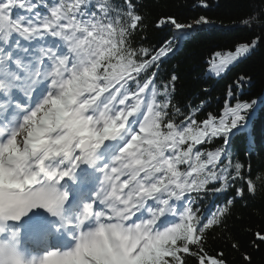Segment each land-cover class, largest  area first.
I'll return each mask as SVG.
<instances>
[{
  "label": "snow or ice",
  "instance_id": "1",
  "mask_svg": "<svg viewBox=\"0 0 264 264\" xmlns=\"http://www.w3.org/2000/svg\"><path fill=\"white\" fill-rule=\"evenodd\" d=\"M141 7L0 0V264H228L206 251L217 228L240 250L227 220L237 199L264 192V90L253 96L240 73L222 100L209 88L178 100V76L161 67L210 21L158 17L154 27L174 33L154 44ZM240 23L249 37L213 53L206 78L264 46V0ZM258 142L253 169L237 154L251 157ZM248 246L264 247V231Z\"/></svg>",
  "mask_w": 264,
  "mask_h": 264
},
{
  "label": "trees",
  "instance_id": "2",
  "mask_svg": "<svg viewBox=\"0 0 264 264\" xmlns=\"http://www.w3.org/2000/svg\"><path fill=\"white\" fill-rule=\"evenodd\" d=\"M259 0H257V3ZM207 7L201 5L200 0H141V11L149 23L148 35L151 43H163L173 36V26L164 25L157 29L154 22L161 16H174L178 22L189 24L204 16L210 23L200 26L181 42L175 54L171 55L161 67V75L165 78L172 72L178 76L176 89L177 99L187 102L197 96L203 99V89L209 88V95L215 101L216 97L223 99V93L228 83L235 79L237 74L243 73L252 77V87L249 91L257 95L264 90V46L257 49L247 59L231 67L222 78H206L205 70L209 67L207 61L213 53L234 50L238 42L249 37V29L240 23L250 11L251 0H206ZM258 32L259 30L256 29ZM198 102V101H197ZM202 118V117H201ZM262 122H256V134L260 136ZM241 161L247 164L251 162L253 169L261 162L260 144L257 143L251 157L241 146L238 152ZM235 159V157H234ZM255 175V172H253ZM233 192L221 194L217 202L222 203ZM264 192L258 190L255 198L247 201L237 199L233 209V216L227 220L228 231L234 240L240 244V250L230 247V241L226 242V235L221 236V229L217 228L209 234L206 251L210 254L223 250L228 264H244L242 253L249 252L252 255L253 264H264V247L254 251L248 246L252 234L264 231ZM247 203V207L243 205ZM215 235L217 238L213 239ZM187 264H196L191 256H186Z\"/></svg>",
  "mask_w": 264,
  "mask_h": 264
}]
</instances>
